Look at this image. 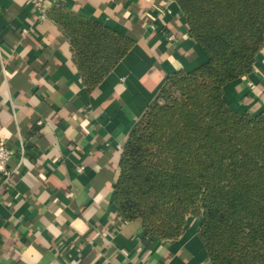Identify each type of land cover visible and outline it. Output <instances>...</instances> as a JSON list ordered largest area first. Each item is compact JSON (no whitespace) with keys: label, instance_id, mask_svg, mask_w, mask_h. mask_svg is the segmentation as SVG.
Returning <instances> with one entry per match:
<instances>
[{"label":"crops","instance_id":"obj_1","mask_svg":"<svg viewBox=\"0 0 264 264\" xmlns=\"http://www.w3.org/2000/svg\"><path fill=\"white\" fill-rule=\"evenodd\" d=\"M0 0V264H211L200 218L171 242L146 240L114 203L129 133L166 79L206 61L175 0ZM108 26L134 45L88 88L54 10ZM238 111L264 109V45L225 90Z\"/></svg>","mask_w":264,"mask_h":264},{"label":"trees","instance_id":"obj_2","mask_svg":"<svg viewBox=\"0 0 264 264\" xmlns=\"http://www.w3.org/2000/svg\"><path fill=\"white\" fill-rule=\"evenodd\" d=\"M206 61L169 76L132 127L114 186L118 213L146 240L178 239L194 217L211 264H264V109L238 112L226 87L251 73L264 45V0H175ZM92 89L133 39L54 10Z\"/></svg>","mask_w":264,"mask_h":264},{"label":"built area","instance_id":"obj_3","mask_svg":"<svg viewBox=\"0 0 264 264\" xmlns=\"http://www.w3.org/2000/svg\"><path fill=\"white\" fill-rule=\"evenodd\" d=\"M35 8L41 11H45V0H28ZM13 157V151L8 147L5 139L0 137V177L4 181H8L12 171L10 168V162Z\"/></svg>","mask_w":264,"mask_h":264}]
</instances>
